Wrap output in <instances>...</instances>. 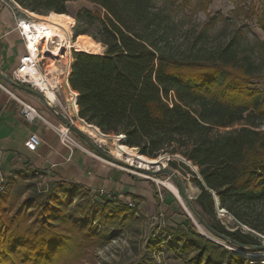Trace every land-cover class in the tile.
I'll use <instances>...</instances> for the list:
<instances>
[{
    "label": "trees",
    "instance_id": "16d2710c",
    "mask_svg": "<svg viewBox=\"0 0 264 264\" xmlns=\"http://www.w3.org/2000/svg\"><path fill=\"white\" fill-rule=\"evenodd\" d=\"M15 1L47 15L67 14L74 0ZM86 1L97 10L78 11L75 36L89 34L82 25L96 24L91 36L105 51L73 54L70 84L79 93L80 117L105 135L125 136L126 146L140 155L181 156L191 163L197 173L183 162L180 166L201 190L196 199L201 218L247 248L261 244L264 93L252 79L264 80V74H258L254 57L236 37L210 53L196 45L203 32L183 51L174 44L171 15L160 4L173 12L187 7L197 13L206 11L211 0ZM36 175L14 178L0 196V264H79L140 221L127 204L74 183L42 188L23 183ZM218 209L234 218L236 230L222 224ZM174 222L166 227L168 247L183 263L251 264L203 236L190 219ZM132 264L155 263L147 256Z\"/></svg>",
    "mask_w": 264,
    "mask_h": 264
},
{
    "label": "rangeland",
    "instance_id": "374dc122",
    "mask_svg": "<svg viewBox=\"0 0 264 264\" xmlns=\"http://www.w3.org/2000/svg\"><path fill=\"white\" fill-rule=\"evenodd\" d=\"M211 1L212 3L206 11H199L197 13L187 7L181 9L176 8V11L173 12L169 7H167V4L166 6L160 4L171 15L169 21L171 22L170 28L172 29L173 33V39L175 42L174 44L178 46L179 50L183 51L185 47L195 42L200 32H203L198 40V44L196 45L198 48L203 49V51L206 53H210L217 50L219 47L225 46L232 38L236 37L241 48L245 50L247 54L253 56L259 65L260 72L258 74H264V0ZM180 3L181 2L179 1L177 5H180ZM81 9H88L92 12L97 10L93 4L87 2L86 0H74L68 5L67 15L74 20V23L69 25V29L67 30L63 28V31L69 34L71 41L74 43H77L79 38L76 37L75 33L73 32V28L78 27L75 15ZM48 15L49 14L39 16L46 17ZM212 17L216 20L213 22L212 26L206 27L205 24L209 22ZM81 27L83 29H87L89 34H81L80 36H86L94 40L91 35H94L97 32V25H82ZM67 34L66 37L68 38ZM101 46L102 47L99 48V51L97 50V53L92 54H102L105 51V47L102 44ZM81 51L90 53L85 49ZM205 52H203V54H205ZM60 65H62V63ZM50 69L55 70V67L53 66ZM252 85L254 88L259 89L264 93L263 79H252ZM82 126L86 128V126L80 124H78V128H76L84 132L89 138L97 143L102 153L107 157V159L103 161L112 167L121 169L132 175L143 186L148 185L150 188H152L153 199L150 201H143L140 198L136 199L134 197L128 198L110 195L103 190L94 191L91 189H86L92 195H100L105 198L107 197L108 199L115 198L117 201H120L123 204L128 205L132 202V204H134L136 207L129 208L137 213L136 216L139 217L140 221L139 223L132 224L129 228H126L119 237L113 239L107 245L89 253L79 264H132L135 262H142L147 256L151 257L155 264H186L178 258V253L169 249L168 243L170 242V236L166 232V227H174V225H176L174 221H183L185 219H190L194 223V226L199 231V233L210 236L212 239L218 241L222 248H226L232 251L234 254L244 258V255H240V253L235 249H240L239 247L230 242H224L216 239L205 227H203L200 222H198V220L192 214L190 208L187 206V203L184 197L180 194L179 190L178 192L181 199L175 196V194L166 186H163L159 183V181L169 182L177 188L168 175L161 174L153 176L147 174L141 170L145 168H142L135 163H128L124 157H119L118 154H116L117 144L120 141V139L117 138L122 137L123 135H106L108 137H100V135L93 133L94 131L92 132L90 129H81ZM89 131H91L95 136L93 137L91 134H89ZM76 136L83 142L88 150L94 149L80 136ZM135 149V152L140 154L139 150L137 148ZM157 159L162 160L161 165H159L157 168L147 167V169L150 171H156L157 169H163V167H166L167 169L175 172L176 176L182 182L186 183V190L189 196L192 198V203L198 212L200 208L196 203V199L198 198L200 192L199 188L192 182L191 175L188 173V171L180 166V162L185 163L191 168L192 171L195 172L194 166L189 164V162H187L181 156H171L166 154L160 156ZM170 160L176 161V164H170ZM36 177L37 178L33 180H28L23 183H25V185H28L29 183L38 184L39 175L37 174ZM20 178L21 177H17L16 179L20 180ZM224 211L225 210L220 209L217 211L218 217L221 219L222 224L229 230H236V221L233 217L229 216L227 213H224ZM244 229L247 230L246 228ZM163 239H167L163 241V244L165 245H157V243ZM262 243L264 245V240ZM261 244L253 246H261ZM257 252H264V249H261V251ZM250 261L251 264H256V262L261 260Z\"/></svg>",
    "mask_w": 264,
    "mask_h": 264
},
{
    "label": "crops",
    "instance_id": "0c3cea01",
    "mask_svg": "<svg viewBox=\"0 0 264 264\" xmlns=\"http://www.w3.org/2000/svg\"><path fill=\"white\" fill-rule=\"evenodd\" d=\"M28 12L11 9L0 2V73L9 79L26 54L16 24ZM0 84L19 100L34 106L51 124H65L63 117H55L53 109L47 107L43 95L41 99L23 89L27 86H14L1 78ZM10 93L0 86V171L10 181L33 172L43 177L44 185L54 182L74 183L114 196L140 198L143 201L153 199L152 188L143 186L125 171L106 164L103 161L107 159L105 154L93 148L89 149L90 153L78 149L72 152L60 143L50 126L42 121L29 123L20 116L21 106ZM32 133L38 134L42 141L36 153L25 147Z\"/></svg>",
    "mask_w": 264,
    "mask_h": 264
},
{
    "label": "built area",
    "instance_id": "2783aa9c",
    "mask_svg": "<svg viewBox=\"0 0 264 264\" xmlns=\"http://www.w3.org/2000/svg\"><path fill=\"white\" fill-rule=\"evenodd\" d=\"M0 2L11 9L24 11L15 0H0ZM45 22L46 21L31 17L30 14H26L24 19L18 20L16 29L24 42L26 54L21 58L18 67L10 76V80L17 85L27 86L39 91L44 96L47 107L53 109L55 117H63L77 128L78 124L88 127L89 124L79 115V93L75 91L70 84L73 54L80 50L76 48V42L74 43L71 41L69 34H67L68 38L66 37L64 42L68 40V42L72 43V49L67 50L65 46L63 47L64 49H60L62 40L55 35H53V37L49 35L51 30ZM57 51L59 52L58 55L56 53ZM61 63L62 65H60ZM52 66L55 67V70L50 69ZM37 81H39L41 85L43 84L46 86V89L50 88L51 91H53V100L48 97L46 89L37 85ZM0 86L10 93V91L1 84ZM10 95L14 99H17V102L21 106L19 114L29 123L42 121L55 131L60 143L68 150L73 152L78 149L90 153L83 142L66 124H51L34 106L19 100L13 93H10ZM41 142L40 136L36 133H32L26 140L25 147L28 151L36 153ZM38 179V186L40 188L44 187L43 177L39 175ZM8 183L9 178L4 176L0 171V196L5 193ZM128 207L135 208L136 206L131 202L128 204Z\"/></svg>",
    "mask_w": 264,
    "mask_h": 264
},
{
    "label": "bare ground",
    "instance_id": "6f19581e",
    "mask_svg": "<svg viewBox=\"0 0 264 264\" xmlns=\"http://www.w3.org/2000/svg\"><path fill=\"white\" fill-rule=\"evenodd\" d=\"M28 13L35 19L46 21L45 23L51 30L49 35L52 37L53 35H55L56 37H59L62 40L60 49H64L63 48L64 46L66 47L67 50L72 49L73 47L72 43L68 42V40L66 41L67 43L64 42V40H66V36H65V32L63 31V28L67 30L69 29V25L74 23V20L70 16H68L67 14H57L54 12L52 13L50 12L48 16L42 17V16H39V14L37 15L36 13H32V12H28ZM75 46L80 51L85 49L90 53H97V50L99 51V48L102 47L101 44L95 42L94 40L86 36H79L78 41ZM56 53L58 55L59 52L57 51ZM37 85L43 89H46V86H44L43 84L41 85L39 81H37ZM46 90H47L46 93L48 97L53 100L54 99L53 91H51L50 88L49 89L47 88ZM81 129L83 130L90 129L92 130V132L94 131L93 133H96L100 135V137H103L102 136L103 133L95 126H88L86 128L82 126ZM92 132L89 131V134H91L94 137L95 135H93ZM125 140H126L125 136H122V138H120L119 143L117 144L116 154H118L119 157H124L128 163H131V164L135 163L138 166L145 168V169H147L146 163H153V164L157 163L158 160L150 159L143 155L137 154L135 152L136 150L135 148H130L124 144ZM159 183L163 186H166L168 189H170L175 194V196L181 199L178 189L175 186H173L171 183L163 182V181H159ZM235 249L240 253V255H244V256H247L248 258H252L255 260H261L259 262H256V264H264V252H247L241 249H237V248Z\"/></svg>",
    "mask_w": 264,
    "mask_h": 264
},
{
    "label": "water",
    "instance_id": "95a60500",
    "mask_svg": "<svg viewBox=\"0 0 264 264\" xmlns=\"http://www.w3.org/2000/svg\"><path fill=\"white\" fill-rule=\"evenodd\" d=\"M0 78L6 82H8L9 84L11 85H17L15 84L14 82H12L7 76L5 75H2L0 73ZM19 86V85H17ZM23 89L31 92V93H34L35 95H37L38 97H40L41 99H43V96L41 93H39L38 91L30 88V87H23ZM64 119V123L70 127L72 129V131L80 136L87 144H89L91 147H93L96 151H98L99 153H102L101 149L98 147L97 143H95L91 138H89L84 132L80 131L79 129H77L76 127H74L73 125H71L65 118ZM102 136H106V135H102ZM108 137V136H106ZM117 138V137H116ZM122 137H118L117 139H120ZM154 160H158V159H154ZM162 163V160H158L157 163L153 164V163H146V166L149 167V168H157L159 165H161ZM191 164V163H189ZM163 166V165H162ZM195 168V167H194ZM143 170L144 172H146L147 174H150V175H153V176H157V175H161V174H166L169 176V178L173 181V183L177 186L180 194L184 197L186 203H187V206L190 208L191 212L193 213L194 217L198 220V222H200L203 227H205L211 235H213V237H215L216 239H219L221 241H224V242H230L232 244H234L235 246L239 247L241 250H244V251H247V252H257V251H261V249H264V245L263 243L261 244V246H252L251 248H247L245 247L244 245H241L237 242H235L234 240H231L229 239L227 236L225 235H222L216 231H214L208 224L205 220H203V218H201V216L198 214V212L196 211L193 203H192V198L189 196L187 190H186V183L182 182L175 174V172H173L172 170L170 169H167L166 167H163V169H157L156 171H150L149 169H141ZM195 172L197 173V168H195ZM199 194L201 193V190L199 189ZM199 196V195H198ZM216 202H217V206L219 205L218 203V200L216 198ZM224 213H226L224 211ZM203 236H205L206 238H208L209 240L211 241H214L216 243L219 244L218 241L212 239L210 236L208 235H205L203 233H201ZM263 240H264V237L260 236ZM221 245V244H219ZM246 256H244L245 258ZM247 259L249 260H252V261H255V259H252V258H248L246 257ZM245 258V259H246Z\"/></svg>",
    "mask_w": 264,
    "mask_h": 264
}]
</instances>
